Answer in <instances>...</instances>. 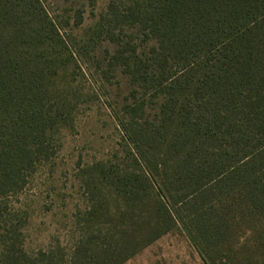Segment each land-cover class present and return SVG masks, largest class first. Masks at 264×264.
I'll return each instance as SVG.
<instances>
[{
	"label": "trees",
	"instance_id": "obj_1",
	"mask_svg": "<svg viewBox=\"0 0 264 264\" xmlns=\"http://www.w3.org/2000/svg\"><path fill=\"white\" fill-rule=\"evenodd\" d=\"M80 1L0 0V264H123L176 228L208 264H264V0H108L78 44ZM87 72L114 88L120 157L90 170L74 244L31 251L9 200Z\"/></svg>",
	"mask_w": 264,
	"mask_h": 264
},
{
	"label": "rangeland",
	"instance_id": "obj_2",
	"mask_svg": "<svg viewBox=\"0 0 264 264\" xmlns=\"http://www.w3.org/2000/svg\"><path fill=\"white\" fill-rule=\"evenodd\" d=\"M52 10H61L64 0H48ZM83 4V24L71 28L67 33L78 44L88 35L90 27L104 18L108 0H97L94 5ZM128 34V33H127ZM107 39L90 46L94 54L102 58ZM79 48V47H78ZM82 54V53H81ZM85 59L84 55H81ZM86 60V59H85ZM92 69L88 72L91 73ZM77 76L76 85L80 86L74 103L80 102L71 115L70 124L60 128L56 135L55 155L40 165L32 174L27 186L17 196L10 198V204L24 212V242L28 250L34 251L50 246H72L79 236L80 223L88 196L90 170L101 161L112 159L123 146L122 134L117 128L107 107L106 94L110 86L92 79L90 74ZM97 78V77H96ZM127 85L123 80L118 90L120 98L127 96ZM122 115L119 114L118 118ZM124 117V116H123ZM121 145V147H120ZM123 264H208L187 235L179 228L173 229L155 242L141 250Z\"/></svg>",
	"mask_w": 264,
	"mask_h": 264
}]
</instances>
